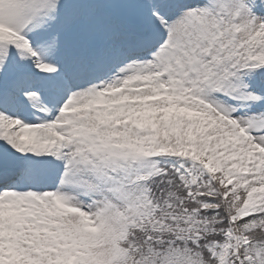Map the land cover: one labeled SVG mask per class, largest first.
<instances>
[{"label": "snow or ice", "instance_id": "1", "mask_svg": "<svg viewBox=\"0 0 264 264\" xmlns=\"http://www.w3.org/2000/svg\"><path fill=\"white\" fill-rule=\"evenodd\" d=\"M0 264H264V0H0Z\"/></svg>", "mask_w": 264, "mask_h": 264}]
</instances>
